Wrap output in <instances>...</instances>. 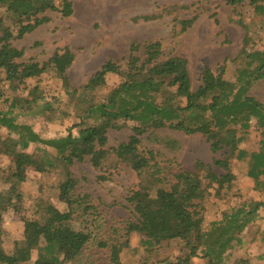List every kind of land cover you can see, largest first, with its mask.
Segmentation results:
<instances>
[{
  "label": "trees",
  "instance_id": "1",
  "mask_svg": "<svg viewBox=\"0 0 264 264\" xmlns=\"http://www.w3.org/2000/svg\"><path fill=\"white\" fill-rule=\"evenodd\" d=\"M225 1L246 33L251 30L255 37L264 33L263 0L262 3L257 0ZM236 5L250 10L255 22L243 21ZM0 8V126L17 135L18 148L5 150L12 156L13 163L6 180L11 175L14 197L21 198V191H14V188L23 181L24 170L31 168L42 174L54 172L60 180L59 198L68 203L75 202L72 191L77 177L73 176L71 168L77 162L87 158L98 168L110 150L116 159L125 161L133 171L141 174L155 160L152 148L138 149L145 130L154 132L167 127L185 134L199 132L210 141L213 151L223 146L228 148L226 156L213 159V164L223 172L216 174L210 164L196 160L193 169L179 170L169 182L165 176H158L160 170H155V176L149 175L145 185L126 197L135 220L125 223V240L102 239L97 244L108 248L110 264H121L119 247L127 242L130 232L139 246L148 250L163 241H182L187 254L173 264H191L194 257L205 259L206 264H225L226 251L242 248L254 237L264 246V227H259L258 220L254 219L264 202L242 199L235 207L229 204L228 211H222L218 218L208 217L211 213L208 211L229 194L235 192L241 196L236 191L242 188L240 172L232 169L231 158L243 164L242 173L251 182L252 190L264 193V104L247 94L252 82L264 77V46L249 52L250 59L237 69L234 81L223 78L224 65L212 70L205 64L201 69L200 84L192 90L184 58L171 55L160 59L162 53L157 40L144 44L141 59L136 54L137 45L132 43L126 71L120 69L117 61L107 59L85 83L74 87L66 74L74 58L68 47L55 50L39 63L19 60L23 51L11 43L47 22L49 18L44 14L47 9L57 11L63 17L69 16L73 11L72 2L61 0L56 5L51 0H0ZM193 19L182 20L180 31L183 32ZM247 38L245 34L243 44H247ZM253 61L257 62L256 66H252ZM48 67L63 92L47 98L42 92L41 79ZM113 73L124 79L106 97L95 98L92 93L105 83L107 75ZM51 100H57L71 110L83 105L73 115L76 121L67 127L65 135L44 139L29 124L15 121V110L22 103L29 107L39 105L43 112L48 110L54 114L59 107L47 108ZM127 120L136 123L132 126L133 133L126 141L107 148V130L118 128ZM74 128H77L75 133ZM38 143L52 148L53 153L41 146H36L35 151H25L30 144ZM98 178L106 179L102 175ZM213 183V194L217 199L210 202L206 191ZM150 190L155 191L154 197L149 195ZM11 197L8 193L2 195L8 204ZM38 206V215L23 218L22 239L18 242L21 250L35 249L30 264L77 262L91 240L90 230L71 227L69 211H61L49 202ZM88 207L96 209L90 204L83 208ZM221 222L226 223L216 229ZM252 230L254 233L249 234ZM21 261L6 254L0 244V264H19Z\"/></svg>",
  "mask_w": 264,
  "mask_h": 264
},
{
  "label": "rangeland",
  "instance_id": "2",
  "mask_svg": "<svg viewBox=\"0 0 264 264\" xmlns=\"http://www.w3.org/2000/svg\"><path fill=\"white\" fill-rule=\"evenodd\" d=\"M51 1L56 5L61 2ZM70 1L73 11L69 16L63 17L59 12L47 9L44 12L49 18L47 22L11 43L23 51L19 60H35L39 63L45 61L55 50L68 47L74 58L66 74L74 87L85 83L90 74L97 71L107 59L117 61L120 69L126 71L132 43L137 45L136 54L141 59L144 57V44L157 40L162 53L160 59L171 55L184 58L192 90L200 84V73L205 64L212 70L224 65L223 78L234 81L237 69L250 59L249 52L260 45L264 46V33L261 32V36L257 37L251 34V30L246 33L243 25L235 20L233 10L225 0ZM257 1L262 3L261 0ZM236 8L242 13L243 21L255 22L246 7L236 5ZM191 18L194 19L190 25L183 32L180 31V22ZM248 25L253 27L252 24ZM245 34L249 37L247 44H243ZM242 49L245 52H241ZM253 65L256 66L257 62L253 61ZM123 79L120 74H109L105 83L92 94L95 98L106 97ZM41 88L47 98L63 92L50 67L41 79ZM247 94L264 104V77L253 81ZM30 106L19 104L14 114L15 121L29 124L44 139L65 135L67 127L76 121L73 115L83 107L79 105L71 110L54 100L47 108L58 106L59 109L52 114L48 110L43 112L39 105ZM135 124L134 121L127 120L118 128H109L106 132V147H114L119 142L126 141L133 133L132 126ZM76 130L74 128V133ZM16 136L0 126V244L6 254L23 260L19 264H30L35 257V249L21 250L18 242L22 239L23 218L38 215L39 203L49 202L61 211H69L71 227L90 230L91 240L78 256L77 262L72 264H110L108 248L99 246L97 242L102 239L125 240L123 227L127 221L135 220L126 200L127 195L145 185L149 175H156L155 170H160L158 176H165L170 182L173 174L179 170L193 169L196 160L210 164L216 174H221L223 170L213 164V159L228 154V148L224 146L213 151L210 141L199 132L185 134L167 127L154 132L145 130L140 136L138 149L149 147L155 154V160L151 161L147 171L137 174L125 161L116 159L110 150L98 168L93 167L85 158L71 168V173L77 177L72 191L76 201L68 203L59 198L60 180L54 172L42 174L31 168L24 170L23 181L14 188V191H21V198L13 196L11 175L6 180L13 163L12 156L5 150L18 148ZM36 146L53 153L52 148L40 143L30 144L25 151H35ZM230 165L234 171L240 172L242 188L236 191L241 196L235 192L229 194L208 211L211 212L208 217L218 218L222 211H228L229 204L235 207L242 199L264 202V193L252 190L251 182L244 177L243 164L231 158ZM99 175L106 179L98 178ZM204 184L206 185V181ZM214 186L215 183L207 187L206 197L210 202L217 199L213 194ZM5 193L12 196L9 204L2 199ZM84 194H88V197H82ZM149 195L154 197L155 191L150 190ZM88 204L96 209H84ZM207 206L211 207L209 203ZM254 219L258 220L259 227H264L263 206L259 207V215ZM225 223H219L216 229ZM253 233L254 230L249 231V234ZM132 234H128L126 243H120L118 256L121 264H173L177 258L182 259L187 254V248L178 239L163 241L156 248L148 250L139 246ZM224 263L264 264V246L254 237L244 247L226 251ZM191 264H206V260L194 257Z\"/></svg>",
  "mask_w": 264,
  "mask_h": 264
}]
</instances>
